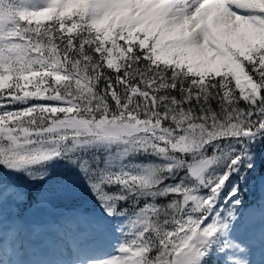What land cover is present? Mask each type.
Instances as JSON below:
<instances>
[{"label": "snow or ice", "instance_id": "1", "mask_svg": "<svg viewBox=\"0 0 264 264\" xmlns=\"http://www.w3.org/2000/svg\"><path fill=\"white\" fill-rule=\"evenodd\" d=\"M0 264H264V0H0Z\"/></svg>", "mask_w": 264, "mask_h": 264}]
</instances>
